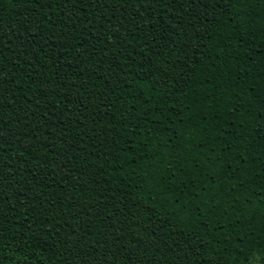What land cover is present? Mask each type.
I'll use <instances>...</instances> for the list:
<instances>
[{
	"label": "trees",
	"instance_id": "trees-1",
	"mask_svg": "<svg viewBox=\"0 0 264 264\" xmlns=\"http://www.w3.org/2000/svg\"><path fill=\"white\" fill-rule=\"evenodd\" d=\"M0 256L264 264V0H0Z\"/></svg>",
	"mask_w": 264,
	"mask_h": 264
},
{
	"label": "snow or ice",
	"instance_id": "snow-or-ice-1",
	"mask_svg": "<svg viewBox=\"0 0 264 264\" xmlns=\"http://www.w3.org/2000/svg\"><path fill=\"white\" fill-rule=\"evenodd\" d=\"M71 2V0H36V3H39L41 5V7H51V5L53 3H56L58 6L59 4H64L65 6H67L69 3ZM221 0H206V6H219ZM257 0H228V3L233 4V5H244V4H253L256 3ZM75 3L77 6H79L80 4L83 3V0H75ZM72 14L74 15L75 13L72 12ZM244 13L241 12H236L234 13V15H242ZM196 47H198V45H195ZM0 264H3V258L2 256H0Z\"/></svg>",
	"mask_w": 264,
	"mask_h": 264
}]
</instances>
